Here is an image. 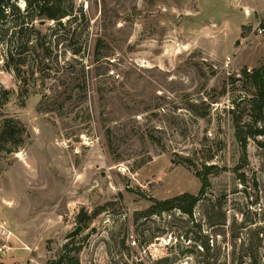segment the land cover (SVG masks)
Wrapping results in <instances>:
<instances>
[{"label":"rangeland","instance_id":"374dc122","mask_svg":"<svg viewBox=\"0 0 264 264\" xmlns=\"http://www.w3.org/2000/svg\"><path fill=\"white\" fill-rule=\"evenodd\" d=\"M75 3L83 58L53 22L41 28L49 54H25L20 75L0 45V120L24 126L17 150L0 143V264H196L206 238L228 264L249 247L264 264V137L243 161L232 113L255 92L244 71L264 66V0ZM204 164L218 168L194 217L137 216L153 198L198 193Z\"/></svg>","mask_w":264,"mask_h":264},{"label":"trees","instance_id":"16d2710c","mask_svg":"<svg viewBox=\"0 0 264 264\" xmlns=\"http://www.w3.org/2000/svg\"><path fill=\"white\" fill-rule=\"evenodd\" d=\"M18 0H0V45L4 51L5 68L15 70L19 75L21 66L26 62L25 54L33 53V58L37 64H42L49 54V47H46V36L42 27L48 22H53L56 31V41L62 46L67 42L71 53L76 58H83V53L87 50V42L74 40L76 31L72 29V21L86 19V14L82 10H76V0H23L25 8L22 9L16 3ZM41 20L47 21L40 25ZM1 49V48H0ZM244 75L250 80L255 92L236 103L233 113L235 125V135L242 151V160H247V148L250 139L258 140L264 137V66L247 69ZM1 88V86H0ZM3 93H9L3 89ZM13 119L4 118L0 120V143L7 151H15L23 142L22 130L24 126L19 123L11 124ZM18 129V130H16ZM25 130V129H24ZM217 164H204L203 170L197 171L196 175L201 180V187L198 193L183 192L166 199H152L151 205L145 210L136 212L137 216L161 215L165 212L179 211L189 217H194L195 208L206 197V193L211 187L210 175L215 173ZM105 205L99 207L93 215L99 214L105 209ZM224 216V215H222ZM86 218V217H85ZM88 218V217H87ZM234 240H241L240 236L232 235ZM209 238H206L198 246L205 251V259L201 261L198 255L195 257L196 264H228L218 256V249L210 245ZM196 246V245H195ZM197 247V246H196ZM216 250L215 254L210 251ZM248 250V249H247ZM251 250L250 254L238 257L237 264H245V256L249 258L251 264H261L257 254V248ZM187 252L194 253V250L187 249ZM236 259V258H235ZM44 264H80L77 257L60 254L58 259H51Z\"/></svg>","mask_w":264,"mask_h":264},{"label":"water","instance_id":"95a60500","mask_svg":"<svg viewBox=\"0 0 264 264\" xmlns=\"http://www.w3.org/2000/svg\"><path fill=\"white\" fill-rule=\"evenodd\" d=\"M46 23H47V21H45V20H41L39 22L40 25H44ZM83 230H84V226L82 224L77 225L75 229H73L72 231H70L69 233H67L65 235V237L63 239V243H67V242H69L70 240H72L74 238L80 237V235L82 234Z\"/></svg>","mask_w":264,"mask_h":264},{"label":"built area","instance_id":"2783aa9c","mask_svg":"<svg viewBox=\"0 0 264 264\" xmlns=\"http://www.w3.org/2000/svg\"><path fill=\"white\" fill-rule=\"evenodd\" d=\"M113 60V59H112Z\"/></svg>","mask_w":264,"mask_h":264}]
</instances>
